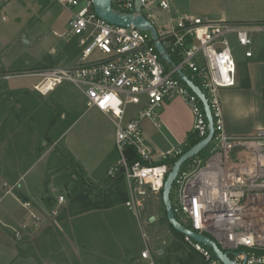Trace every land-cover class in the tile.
Listing matches in <instances>:
<instances>
[{
  "label": "built area",
  "instance_id": "obj_1",
  "mask_svg": "<svg viewBox=\"0 0 264 264\" xmlns=\"http://www.w3.org/2000/svg\"><path fill=\"white\" fill-rule=\"evenodd\" d=\"M59 2L73 11L67 34L77 39L80 55L70 67L42 73L43 79L35 88L46 95L64 81L71 82L84 93L88 107L114 117L117 159L107 174L112 178L124 176L129 189L125 205L136 216L145 240L141 212L149 196L162 193L172 167L167 162H156L179 158L186 149L181 143L156 151L161 160L154 161L155 151L144 135L142 121L157 120L165 102L178 95L194 115L193 130L198 136L205 138L209 130L203 103L181 79L180 69L206 95L215 134L207 146L210 153L206 159L198 154L182 166L174 183V213L186 227L211 236L238 263L264 264V130L250 136H229L220 98L222 88L237 84L233 39L246 57H253L254 37L264 33V22L241 23L182 14L158 26L145 11L160 7L170 12L171 0H113L114 9L144 15L156 26L176 64L172 66L158 52L150 30L106 21L95 11L93 0ZM10 77L11 74H3L0 79ZM130 106L140 108L133 118L127 119ZM130 148L141 160L129 161ZM64 201L65 196L60 195L50 213L57 215ZM24 206L32 208L27 201ZM31 216L40 220L35 213ZM14 232L21 238L17 229ZM185 239L208 264H222L210 247L189 236ZM141 258L145 264H156L147 241Z\"/></svg>",
  "mask_w": 264,
  "mask_h": 264
},
{
  "label": "rangeland",
  "instance_id": "obj_2",
  "mask_svg": "<svg viewBox=\"0 0 264 264\" xmlns=\"http://www.w3.org/2000/svg\"><path fill=\"white\" fill-rule=\"evenodd\" d=\"M178 1L183 10L199 16L209 11H231L241 7L238 0ZM54 10L56 16H59L55 26L52 22L46 25L32 21V24L25 22L22 27H32V32L40 37L36 45L33 42V47L27 46V52H32L33 48L38 51L41 48L51 50L53 46L58 48L55 54L45 55L41 63L18 74L0 71V76H18L14 79H0V217L1 214L4 217V211L7 213L4 221H0V264H15L20 259L22 261L16 264H95V260L99 264H112V258L119 253L123 255V263L131 255L132 259L128 260V264H144L140 260V254L145 246V238L137 218L123 203L79 214H73L69 210L71 191L88 189L87 192H91L90 197L93 198L98 193V187L108 190L115 178L106 176L98 183L92 182L60 138L83 111L85 113L76 122L71 135L78 134L81 123H101L104 133L107 130L105 127L110 126L104 118L94 117L87 112L81 89L68 81L59 84L46 95L35 88L43 79L42 73L53 68L70 67L80 55L77 39H69L67 42L64 40L71 37L67 34L70 27L66 10L58 2L54 5ZM145 14H151L158 26L167 23L169 19L167 12L160 7H152ZM54 29L63 35H56ZM13 34L9 33L10 36ZM14 36L13 41L19 38L18 32ZM28 39L29 37H24L22 40L26 43ZM255 41L257 55H264V33L256 34ZM233 44L236 58H240L244 53L235 38ZM26 53L22 58L29 57L30 53ZM10 79L17 82L19 87H11ZM102 142L104 149L112 148V145L113 150L115 149V142L112 144L110 138L103 135ZM149 144L155 151L153 160L160 161L155 143ZM92 148L97 146L93 145ZM209 153L207 148L199 156L206 159ZM29 168H33L34 173L22 178L20 174H25ZM20 179L25 182L34 179L35 185L38 181H43L40 195L41 198L43 194L49 195V200L44 201L48 211L42 212L39 222L37 219L29 222L26 218L21 204L26 199L20 197ZM175 187L173 186L171 194L173 201ZM60 195L65 196L64 204L57 215H52L50 211ZM141 221L148 238L150 237L149 246L157 258V264H183L190 244L169 224L162 193L148 197L141 212ZM14 229L22 234L21 238L16 236ZM160 250H164L166 261L161 260L163 255Z\"/></svg>",
  "mask_w": 264,
  "mask_h": 264
},
{
  "label": "crops",
  "instance_id": "obj_3",
  "mask_svg": "<svg viewBox=\"0 0 264 264\" xmlns=\"http://www.w3.org/2000/svg\"><path fill=\"white\" fill-rule=\"evenodd\" d=\"M238 1L241 3V7L238 9H233L231 11H209L201 17L211 20H228L241 23L264 22V0ZM56 2L62 5L70 19L73 12L72 9L60 3L59 0H0L1 72L18 74L27 69L30 70L36 64L41 63L45 55L51 56L55 54L58 48L53 46L50 48L51 50H43L41 48L40 51H38L36 48H33L32 52H27V46L31 45L33 47V42L34 45H36L40 37L37 36V33L32 32V27L24 28L22 26L25 22L32 24V21H38L39 24L45 23L46 25L52 22L51 24L55 26L59 18V16H56L57 13L54 10ZM171 5V11L167 12L168 21L171 17H177L182 14H193L189 10H183L178 0H171ZM10 32L14 34L10 36ZM16 32H18L19 38L13 41L12 39L15 38L14 35ZM53 32L58 36L63 35L56 29H54ZM24 37H26V39L29 37L28 41H26L27 44L22 40ZM73 38L75 37H67L64 40L67 42L69 39ZM255 43L254 37V47ZM253 50V57L248 58L245 54H242L240 58H237V84L233 87H225L220 90V98L225 116V129L227 134L232 137L250 136L260 130H264V55L261 54L258 56L256 47ZM26 52L30 53L29 57L22 58L25 57L24 54ZM16 77L18 76H13V78H11L14 79ZM248 82L249 86H246L245 84ZM9 85L13 88L19 87V84L15 81H11V79L9 80ZM83 99L87 106L85 95ZM139 108L140 106L129 108L126 118H133ZM87 110V112L93 114L94 117L104 118L110 123L108 128L107 126L105 127L107 129L105 133L103 132L104 127L101 123L87 122L81 123V130L77 135H71V130L74 129L77 124L76 122L85 113V111H83L81 115L74 120L73 124L64 131L60 138L65 148H67V151H69L77 163L81 165L85 175L92 182L98 183L101 179L108 176L107 173L109 168L117 159V152L116 149L113 150V145L112 148L107 147L104 149L102 142L103 135L105 138H110L112 144L115 142L114 117L96 107L87 106ZM193 124L194 115L189 105L183 97L178 95H175L165 102L160 109V115L157 120L146 118L142 121L144 135L148 142L155 143L154 145L157 147V152L166 151L172 146L183 143L188 133L193 130ZM87 135L90 136L88 137ZM159 139L161 140L159 141ZM159 144L160 146L158 147ZM93 145H96L97 148H92ZM32 170L33 168H29L25 174H20L21 177L23 178L24 175L33 174L34 172ZM19 181H22V179ZM23 181L19 189L26 199L25 202H30L32 208L29 210L25 208L24 202L21 204L29 222H35L36 220L31 216V213H35L41 218L42 212L47 210L44 201L47 202L49 200V195L43 194L42 198L44 197L45 199L43 200L41 198L40 193L44 186L43 181H38L36 185L34 184V179L27 180L26 182ZM113 181L112 183L115 182ZM124 184L129 197V189L125 178ZM123 204L125 205V202H123ZM127 210L129 209L127 208ZM5 215L7 216V213L4 211V217L1 214L0 221H4ZM133 216L135 215L133 214ZM153 219L155 220V218ZM149 239L150 237L148 238L147 235V239H144V243L146 244V241L148 242ZM160 253L163 255L161 260L166 261L167 257L164 259V250H160ZM122 256L123 255L119 253L115 258H112V264H128V260L130 261L132 259L131 255L129 257L127 255L126 257L128 258H125L126 261L123 263L121 262ZM155 259L157 264V258ZM140 260L145 264V260L141 258V254ZM19 261H22V259L17 260L15 264ZM95 264H99L98 261L96 262L95 260Z\"/></svg>",
  "mask_w": 264,
  "mask_h": 264
},
{
  "label": "water",
  "instance_id": "obj_4",
  "mask_svg": "<svg viewBox=\"0 0 264 264\" xmlns=\"http://www.w3.org/2000/svg\"><path fill=\"white\" fill-rule=\"evenodd\" d=\"M94 8L97 14L105 19L106 21L120 25L130 27L134 25L135 27L141 30H150L154 44L162 57L168 61L172 66H176L175 62L169 56L165 46L161 42L159 38V34L156 26L144 15L134 16L132 13H122L119 10H116L112 6L113 0H93ZM178 73L181 79L198 95L201 99L204 110L207 116L209 130L208 134L205 138L200 140L197 144L190 147L186 150L172 165L169 174L164 183V187L162 190V199L166 210V216L169 224L178 232L182 233L184 236H189L197 242H201L208 247H210L217 259L220 260L222 264H240L236 260L232 259L230 251H225L222 247L219 246L216 240H214L211 236L196 232L185 225H183L176 217L173 206L171 194L173 190L174 183L179 175V172L182 166L194 156L200 154L203 150L207 148V146L211 143L214 134H215V122L213 118V114L206 98V95L203 93L201 88L190 79V77L183 72L182 70H178ZM154 218V217H153Z\"/></svg>",
  "mask_w": 264,
  "mask_h": 264
},
{
  "label": "trees",
  "instance_id": "obj_5",
  "mask_svg": "<svg viewBox=\"0 0 264 264\" xmlns=\"http://www.w3.org/2000/svg\"><path fill=\"white\" fill-rule=\"evenodd\" d=\"M245 85L249 86V82L246 83ZM202 139L203 138H200L196 131L194 130L190 131L184 142L185 149L188 150L190 147L194 146ZM128 155H129V161L131 163L141 160L140 156L131 148L128 151ZM177 159L178 158L166 159L159 163L167 162L173 165V163ZM118 177L114 179L115 181V182L113 181L114 183H110L111 187L108 190H104V189H101V187H98L97 189L98 193H96V195H94L93 198L90 197L91 192H87L88 189L87 190L83 189L81 191L79 190L71 191L70 192L71 201L69 204V210H71L73 214H79L81 212L88 211L91 209H97V208H102L106 206L109 207V206H113V205L125 202L128 198V195H127L126 187L124 184V176L119 175ZM20 197L25 199V197H23L22 194H20ZM173 230L179 233L183 239L185 238V236L182 233L178 232L174 228ZM183 264H208V262L198 251H196L194 248L190 246L188 256L183 261Z\"/></svg>",
  "mask_w": 264,
  "mask_h": 264
}]
</instances>
